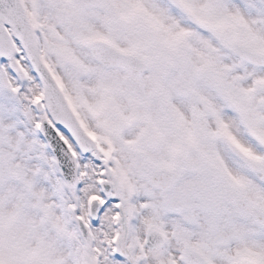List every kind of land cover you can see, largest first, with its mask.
Instances as JSON below:
<instances>
[{"label":"snow or ice","instance_id":"snow-or-ice-1","mask_svg":"<svg viewBox=\"0 0 264 264\" xmlns=\"http://www.w3.org/2000/svg\"><path fill=\"white\" fill-rule=\"evenodd\" d=\"M0 264H264V0H0Z\"/></svg>","mask_w":264,"mask_h":264}]
</instances>
